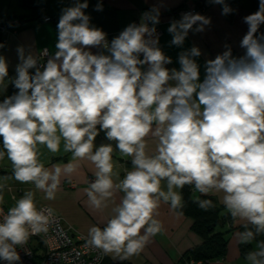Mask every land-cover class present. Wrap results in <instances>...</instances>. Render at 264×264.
I'll use <instances>...</instances> for the list:
<instances>
[{
    "label": "clouds",
    "instance_id": "1",
    "mask_svg": "<svg viewBox=\"0 0 264 264\" xmlns=\"http://www.w3.org/2000/svg\"><path fill=\"white\" fill-rule=\"evenodd\" d=\"M213 2L223 5L222 14L231 11L224 0ZM87 8V0H77L63 9L56 51L45 54L42 69L36 56L18 47L21 63L13 81L18 91L0 102V159L6 154L15 179L34 184L48 200L55 199L61 178L75 172L79 160L91 161L96 179L86 189L90 205L100 209L115 191L123 198L103 228L89 229L88 243L121 259L138 254L162 231L156 219L161 202L183 214L178 190L185 185L202 195L223 192L227 212L244 222L239 242L252 244L264 235V33L257 35L264 24V0L244 18L249 26L241 42L245 56L234 58L229 49L206 61L203 81L196 47L180 54L179 70L166 67L172 60L158 47V8L110 42L106 33L90 26ZM209 23L200 14H183L168 28L171 43L183 45L194 25L200 32ZM91 48L107 54H93ZM6 77L8 65L0 56V83ZM100 130L116 142L121 157L132 158L133 170L118 182L113 145L94 144ZM150 135L157 140L151 153ZM61 141L73 162L46 168L38 145L57 153ZM195 202L204 210L213 207L211 200ZM50 214L51 209L37 208L31 191L7 214L0 209V260L15 264L16 246L46 231ZM245 260L264 264V240L255 242Z\"/></svg>",
    "mask_w": 264,
    "mask_h": 264
},
{
    "label": "crops",
    "instance_id": "2",
    "mask_svg": "<svg viewBox=\"0 0 264 264\" xmlns=\"http://www.w3.org/2000/svg\"><path fill=\"white\" fill-rule=\"evenodd\" d=\"M39 7L46 9L48 15L53 17L52 22H42L41 14L29 8L25 0H0V23H10L9 32L2 34L5 42L4 49L0 56L6 59L8 65V74H17L16 67L19 60L17 49L23 47L25 55L31 53L38 56L39 53L48 49L50 55L56 51L57 42V24L62 15L63 9L74 6L77 0H35ZM83 3L84 0H79ZM88 8L85 14L90 17V26L101 29L106 33V38L110 42L117 37L128 25L140 23L144 13L151 11L154 7L159 9V16H164L165 22L162 25L163 37L160 42V49L163 54L170 57L172 63L166 65L167 68L180 69L179 56L184 52H189L193 47L200 51V56L194 59L200 66V80L205 78V64L208 60H213L225 51L231 50L234 58L245 56L246 49L241 47L244 35L248 31V25L244 18L255 11L256 0H224V4H231V11L228 14H222L223 5L214 4L210 8L202 11L200 15L208 18L210 23L204 26V30L195 31L196 25L190 30L184 40L183 45L177 46L171 43L173 36L168 32L172 21L166 16L168 8H177L180 6H190L187 0H87ZM97 4L102 5V10L97 11ZM264 33V24L259 28L257 35ZM93 54L103 52L101 48H91ZM142 58V56H141ZM147 68V65L144 66ZM35 69H30L33 71ZM7 89V83L4 80L0 83V92L4 93ZM99 129V126H97ZM148 151L154 152L157 140L151 135L146 138ZM2 137H0V150H2ZM113 145V163L114 171L119 173L118 180H122L127 171L133 170L131 157H121L115 149V141L107 140L105 132L99 131L94 144L99 147L101 144ZM39 160L46 168L51 169L53 165L68 164L72 161V153L64 152L63 141H61L60 151L51 153L43 145H38ZM79 167L71 175L62 177L56 192L55 199L48 200L42 190L35 188L32 183H21L14 177L13 166L7 155L0 159V201L7 207H14L16 202L12 199V192L22 191L18 195V200L26 192L34 193V202L38 209L43 206L49 207L54 213L64 218L67 224L71 225L75 231L85 237H88L89 229L93 226L103 228L107 221L114 215L113 209L119 205L123 198V193L115 191L113 196L105 202L100 209L92 207L89 203L86 189H89L90 183L95 177V165L87 160H79ZM75 182L76 187H71L70 183ZM166 182L162 181V186ZM193 186V185H192ZM12 190V192H11ZM182 195V189L178 190ZM194 191V189H193ZM208 195L216 198L219 205L225 208L223 204V192L212 191ZM204 196L194 191L196 199ZM183 198V196H182ZM158 219L162 224V231L151 237L149 242L138 254L121 259L114 253H106V258L115 263L129 264H183L181 259L183 255L191 250L200 248L203 245V239L192 230L193 219L182 214L177 215L169 204L161 202L158 208ZM227 212L225 208V213ZM244 222L235 220L233 223H227L225 227H219L218 232H225L233 229L227 236L229 240L228 252L225 259L215 260L209 264H249L242 255L241 244L237 233L241 232L240 227ZM143 234V229L141 230Z\"/></svg>",
    "mask_w": 264,
    "mask_h": 264
},
{
    "label": "built area",
    "instance_id": "3",
    "mask_svg": "<svg viewBox=\"0 0 264 264\" xmlns=\"http://www.w3.org/2000/svg\"><path fill=\"white\" fill-rule=\"evenodd\" d=\"M187 2L191 5L168 8L166 10L165 14L170 21L173 22L181 19L185 13L200 14L202 11L216 4L213 0H187ZM227 6L230 9L232 7L231 4H227ZM42 15V22L48 23L54 20L53 17L47 14L44 8L42 9ZM164 22V16L161 15L159 16V23L155 25L159 48L164 34L162 29ZM9 25L10 23H0L2 34L9 32ZM45 54L50 55L48 49L42 50L37 56V67L41 69L48 58ZM70 186L76 187V183L71 182ZM21 192H12V199L15 202L18 200V195ZM41 208L50 209L47 206ZM0 209H2L3 214H7L9 210L1 201ZM88 240V237L77 233L71 225L66 223L63 217L51 210L47 230L31 235L26 244L16 246L19 260L15 264H103L106 259V253L102 249L91 246ZM0 264H7V262L0 260ZM184 264H209V262L190 260Z\"/></svg>",
    "mask_w": 264,
    "mask_h": 264
},
{
    "label": "trees",
    "instance_id": "4",
    "mask_svg": "<svg viewBox=\"0 0 264 264\" xmlns=\"http://www.w3.org/2000/svg\"><path fill=\"white\" fill-rule=\"evenodd\" d=\"M260 0H256L255 12L258 11ZM25 4L37 11V14H41L42 18V9L39 7L38 3L35 0H25ZM11 27V26H9ZM5 42L2 38V33L0 31V52L4 49ZM35 70L30 73H34ZM17 74H8L4 80L7 83V89L4 93L0 92V102L8 96L14 95L18 90L14 87L13 81L16 78ZM194 186L185 185L182 189L183 196V208L182 213L193 219L192 230L196 232L202 239L203 245L200 248L194 249L183 255L181 262L183 264L186 261H203V262H212L215 260L225 259L228 252L229 240L227 236L233 229H228L225 232H218L219 227H225L227 223H233L235 220L231 215L226 212L225 208L218 204L215 197L211 195L201 196L199 199L211 200L213 207L204 210L201 209L198 204L195 202L197 199L194 197ZM253 231H255L254 226L249 225ZM240 231H244V227L241 226ZM264 240V235H257L255 241L252 244H241V251L243 257L249 251L255 249V242ZM103 264H129V263H115L112 260L106 258Z\"/></svg>",
    "mask_w": 264,
    "mask_h": 264
},
{
    "label": "rangeland",
    "instance_id": "5",
    "mask_svg": "<svg viewBox=\"0 0 264 264\" xmlns=\"http://www.w3.org/2000/svg\"><path fill=\"white\" fill-rule=\"evenodd\" d=\"M11 207H9V205H8V209H10Z\"/></svg>",
    "mask_w": 264,
    "mask_h": 264
}]
</instances>
